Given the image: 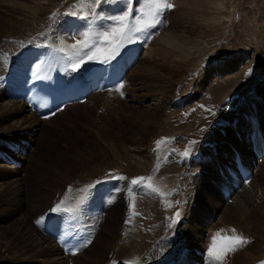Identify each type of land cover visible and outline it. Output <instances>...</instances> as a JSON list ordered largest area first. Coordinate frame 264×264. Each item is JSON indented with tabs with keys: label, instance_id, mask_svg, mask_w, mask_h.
<instances>
[{
	"label": "rangeland",
	"instance_id": "1",
	"mask_svg": "<svg viewBox=\"0 0 264 264\" xmlns=\"http://www.w3.org/2000/svg\"><path fill=\"white\" fill-rule=\"evenodd\" d=\"M189 1L0 0V97L12 98L3 87L14 89L15 83L7 76L22 57H31L35 66L48 57L46 78L53 81L72 76V57L60 48L62 40L98 47L101 53L91 71L94 66L106 70L115 63L128 65L126 78L117 79L112 88L102 79L103 85L93 87L86 99L67 100L50 118L40 120L16 163L4 160L10 159L4 156L6 149H13L9 140L2 142L5 150L0 142V238L8 242L15 226L26 223L35 239H49L56 248L58 240L68 239L65 251L55 257L69 264H116L115 250L127 242L129 246L135 233L149 239V254L143 253L149 259L142 264H165L168 258L176 264H200L196 257L201 256L202 264L264 262V0H223L224 8L215 13L221 16L216 23L200 21L199 16L208 15L209 10L191 7ZM156 3H172L174 8L160 14L161 23L148 30L151 35L132 31L150 19ZM119 16L125 19H111ZM121 27L123 37L118 32L112 35L114 28ZM7 30L32 34L12 47L13 39H4ZM184 30L198 41L178 64L174 61L178 55L161 47L162 38L168 31L179 34ZM104 32L110 34L108 40L102 37ZM137 65L143 75L135 72ZM152 67L160 69L168 81H148L144 70ZM102 72L95 73L96 82L105 78ZM114 74L118 71L110 81L118 77ZM127 79L131 87L126 93L104 95ZM159 87L161 98L156 95ZM107 98L114 99L120 112L105 123L115 111H108ZM93 101L108 113L100 117L101 111L91 106ZM125 111L134 116L128 122ZM110 124L116 127L110 130ZM27 134L16 142H23ZM186 150L188 156H184ZM233 153L241 159L237 157L238 163L249 168L244 184L239 175L232 174ZM225 170L228 176L217 175ZM58 176L87 179L78 182V191L90 181L99 183L89 198L79 196L75 211L70 208L72 198L64 195L69 211L64 200L58 201L62 190L49 184L54 179L55 185L66 188L64 178ZM138 178L143 179L133 185L132 180ZM228 180L239 182L236 188L247 192L240 202L220 194ZM168 194L170 205L165 203ZM57 206L71 215L51 212ZM4 229L8 231L2 234ZM211 230L216 237L219 233L217 240L242 236L250 243L217 261L207 251ZM23 252L11 258L2 246L0 264H51L39 252L30 257ZM242 254L244 262H240ZM100 256L101 263L92 260Z\"/></svg>",
	"mask_w": 264,
	"mask_h": 264
},
{
	"label": "bare ground",
	"instance_id": "2",
	"mask_svg": "<svg viewBox=\"0 0 264 264\" xmlns=\"http://www.w3.org/2000/svg\"><path fill=\"white\" fill-rule=\"evenodd\" d=\"M222 3H223V0H200V1L199 0H190L189 1V4L191 5V7L197 8L199 10H201V9L209 10L208 15L202 14L198 18L200 21H202L204 23L208 22V21H214L216 23L217 21L220 20L221 16H219L218 14H215V13H216V11L222 9V7H223ZM217 4H219V6ZM7 23H9V22H7ZM0 24H1V22H0ZM103 24H105V23L103 22ZM3 26H5V25H2L1 27L3 28ZM128 27H130V25H128L127 28ZM101 28H103V27H101ZM3 32H9V35H8V33L4 34V36H5L4 39L5 38L13 39L12 47L17 45L18 43H20L24 37H26V36L30 37L32 34V31H30V30H28V32L23 31V32H19V33L17 31H9V30L3 31ZM128 33H129V31H128ZM163 33H164V31H163ZM189 33H191V32L189 31ZM139 34L140 33H138V36H139ZM145 35H146V33L143 35V37ZM141 36H142V34H141ZM62 41L63 42L60 44V48L64 49L65 52L67 54H70L72 57V64H71L70 63L71 58H70V56H68V58H70L69 63H70V65H72L71 66L72 69H70V70H71L72 75H73L72 77L69 76V77L65 78L64 80L59 79L58 84H60L62 91H63V94L65 96H67V97L69 95L73 96L76 93H78L75 96V97H77L76 99L83 100V99H86V97H89V95L88 96L86 95L82 98L81 93H79V92L82 91V92H84L83 95H85L89 91V89H91L92 87H95L97 89L99 86L103 85L102 82H101V84L99 83L102 79H106L107 84H109L110 87L112 88V85L115 84L117 79L121 82L126 78V76L124 75V70L128 67V65L127 66H121L119 63L111 64L110 66H108V68L106 67V70H102V68L100 66H96V67L94 66L92 68L93 70L91 71V67H92L91 65L94 64L93 61H96V63H98V59H96L97 57H95V59L89 60L88 56L91 55L92 52H96L97 53L96 56L98 55V52H100V50L98 49V47H96V45H94V44L90 45L89 44L88 47L85 48V47H83L84 44H82L81 47H79V46L73 45V43H71L69 40H62ZM197 41H198L197 36H191L189 34H186L185 30L179 34H178V32L174 33L173 31H168V34L164 33V35H163V38H162L163 44L161 47L164 50H167L169 53H171L174 56L178 55L177 60H174V61H176L175 63L178 62V64H179V63L183 62L185 57L189 54V51H187V50H190L191 46L194 43H197ZM143 42H144V40H143ZM85 43H87V42H85ZM146 43H148V41H146ZM47 45H49V44H47ZM50 47H52V46H50ZM127 47H128V45H127ZM147 47H148V45H147ZM132 48H133V46H132ZM170 48H172L173 50L171 51ZM128 50H129V47H128ZM145 51H146V49H145ZM17 53L19 56V52H17ZM85 53H87V55ZM182 54H183V56H179ZM16 58H17V56H16ZM39 59H41V58H39ZM29 60H31V57L29 58ZM12 61H11V63H12ZM44 61L45 60L41 59L39 64H37L35 67H33V69L30 67L22 68V71L20 72V74H18V76L22 77V78H27L30 73L33 74V76H32L33 78H41L42 76H45L46 71L44 69L46 68V63ZM81 61H83V63ZM47 63H48V61H47ZM121 63L126 64L125 61H123ZM77 65H79V67H77ZM138 67H140V66L137 65V67L135 68V72L140 74L141 71L137 69ZM149 67L150 66H148L146 68H149ZM88 70L90 72H88ZM153 70H154L153 67H152V69L150 68V70H146V71L144 70V73L147 74L148 77H150V78H146L148 81H152L154 83H159V84H164L165 81H168V78H166V75H163V77H162V72H160L161 71L160 69L158 71H153ZM102 71H104V73ZM117 71H118V74H114L113 77L114 76H118V77L111 78V81H110L109 77L112 75V73H115ZM96 72H99V73L102 72L103 73L102 77H105V78H100L98 82H95L94 77L96 76L95 75ZM16 78H18V77H16ZM16 78H14L15 81H16ZM120 78H122V79H120ZM141 82L143 83V87H144V80L141 79ZM97 83H99L98 86H97ZM130 87H131L130 82L127 79L125 81V83H121V84L116 85L114 91L112 89V93H111V91H109L110 94L105 93L104 95L114 96L118 91H120V93H126L130 89ZM3 88L8 89L11 96L7 95V97H12V98L0 97V101L3 102V104L0 105V129H1L0 137L2 138V139H0V142L2 144V142L6 143V140H9V142H8L9 147H12L13 149H9V150L6 149L8 151V153L6 151L4 156L10 157V159H8V162H10V161L12 162V160H15V159L18 160L19 156H18L17 151H21L23 149V147L27 148L24 142L28 140L27 144H30L29 142H31V141H29V140L33 139V137L35 135L34 129H35V127H38L40 125V123H41L40 120H47L48 118L51 117V115H53L55 113V111L53 110L51 114L48 113L46 115H37L34 111H32L29 108L27 100H23L20 96H17L15 89H12L9 87H3ZM145 88H146V86H145ZM156 88H157V86H156ZM156 91H157L156 95L158 98L160 96V93H162L163 89H160V87H159V89H157ZM144 95H145V93H144ZM159 98H161V97H159ZM106 102H107L108 111L114 110V109H115V111L113 112V114L110 117H108L104 121L105 123L110 122L111 118L116 116L120 112L119 106L118 107L116 106V103L114 102L113 98H107ZM91 106H93L95 108V110L98 109V111H101L100 117L108 113V111L102 110L100 104L96 101H93ZM125 112H126L125 114H128L126 116V121L128 122L134 116L130 111H125ZM122 114H123V111H122ZM110 125L112 126V128L110 130H113L116 127L113 124H110ZM144 130L145 129H143L142 131H139L138 135H141ZM26 131H28V134L26 135V138L23 140V142L21 141L20 144L18 142H16L15 139L19 138V136L25 135ZM10 143L12 145H10ZM2 146L4 147V150H5V145L2 144ZM233 151L235 152L238 150L236 149ZM233 155H234V153H233ZM2 156L3 155L1 154L0 159H3ZM234 158H235V160L237 159V157H234ZM233 164H234L235 169H233L232 174L234 176L239 175V178L241 179L242 183L243 184L246 183L247 180L245 181V178L247 179V177H249L248 166H246L245 164L238 163L237 160ZM9 168H11V166ZM226 170L224 173L220 172L217 175L219 177H223V176L227 175V173L229 174L230 172L229 171L226 172ZM57 173H59V172H57ZM60 177L61 176H58V178H60ZM61 178H64V177H61ZM66 180L67 179L64 178V180L62 181L63 184L67 183V187L64 189L62 187V184L60 186H57V184L55 185L56 180H54V179H52L51 182H49V184L51 185V187L54 190H58V189H60V191L62 190V194L59 193L60 197H58V201L61 202V200L62 201L64 200V202H65L64 204H66V201L68 202V199L65 201L66 196L64 197V195H67V196L69 195L68 198H72L73 202H72L70 208H72V207L75 208V209H73L75 211L76 207L79 206V204H78L79 203V199H78L79 196H81V199L85 198V196L87 198H89L91 192L96 188V185L98 183L94 182V181H90L87 183V185L85 184V186H83V188L81 187L82 190L80 189L78 191L76 188L79 185L78 182H80V184H81L84 181H86L87 179H83L84 180L83 182L81 179H76L73 181L72 180L66 181ZM187 180H188V178H187ZM15 181H16V179H15ZM100 183L103 184L106 182L102 181ZM183 183H185V181H183ZM191 183H194V181ZM94 184H95L94 187H89L90 185H94ZM171 185H170V187H171ZM79 186H81V185H79ZM236 186L239 187L240 183L235 182V181L233 183H231V180H228L223 184L222 191L220 194H222V192H223V193H225V195L222 194L224 198L228 199L229 196L230 197L232 196V197L236 198V201L240 202V197L244 196L247 192H243L244 190L240 191V188H236ZM91 189H92V191H91ZM73 192H78V193H76V195H74ZM187 193H190V190L187 189ZM185 194H186V191H185ZM59 198H60V200H59ZM165 200H166L165 203L167 205H170L172 203L171 197L169 196V194L165 198ZM61 206H63V205H61ZM74 206H76V207H74ZM68 207L69 206L67 205L66 209H69V211H70V208H68ZM59 212L62 214H66V216L71 215V213L68 212L67 210H65V208H64V210H59ZM71 212H72V210H71ZM73 214H76V213L73 212ZM96 216L97 217L100 216V211H99V213L96 214ZM92 218H94V217H92ZM95 221H96V219H95ZM88 222H89V219H88ZM6 231H8V230L4 229V231H2V234H4ZM30 232H31V228L28 225L26 226V223L22 224L21 226H18V225L15 226L14 231L11 234V237L9 238L8 242L4 241L3 238H0V250H1V247L3 246V248L7 251L6 254L9 255V257H11V258L15 257V254L19 250L24 251L23 254L26 255L27 257H30L31 254H38V252H39L41 254V257H44L42 260L50 261L51 264H69V262L66 259H64V258L56 259V257H55V256L59 255L60 253L62 254V251H61L62 242L57 243V246L59 248L58 249L54 245H52V243H51L52 241H50L49 239H46V238L44 239L43 237H40L39 239H35L32 236V234H30ZM214 232H213V230H211L209 233V236H208V240H207V251H208V253H209V249L212 247L209 245H212V243H213L210 240H213V237H216V232L215 233ZM131 237H132V241L130 242L129 246H126L129 244V242H127L126 244L120 246L118 249H116V250L114 249L115 250L114 261H116V264H133V263L142 264L144 262L143 260L149 259L146 255H145L146 257L144 256V254H146L147 250L149 249L147 247V244H146V240H149V239H147V236L143 233H135L134 236H131ZM134 240L140 241V243H135ZM229 243H230V241L228 239L216 240L217 252H223V249ZM73 247H74V249H76L75 245ZM229 255L233 256L234 253L233 252H227L225 255H223L222 258L225 260L226 258H228ZM62 256H64V255H62ZM207 256H208V254H207ZM241 257H243V259H241L240 262H244L245 261L244 260L245 254H242ZM101 258H102L101 256L95 257L92 260L97 261L98 263H101L102 262ZM196 258H199L201 260L200 264H202V262H204V260H202V256L196 257ZM209 258L214 259L210 254H209ZM167 260H168V263H165V264H176V263H174V261H175L174 258H172V259L168 258ZM167 260L165 262H167ZM114 261H112V262H114ZM255 261H257V259L252 261L250 264H253V263L262 264V262H261L262 259L257 261V262H255ZM232 264H240V263L233 262Z\"/></svg>",
	"mask_w": 264,
	"mask_h": 264
},
{
	"label": "snow or ice",
	"instance_id": "3",
	"mask_svg": "<svg viewBox=\"0 0 264 264\" xmlns=\"http://www.w3.org/2000/svg\"><path fill=\"white\" fill-rule=\"evenodd\" d=\"M100 2H101V0H96V3H100ZM172 8H174V5L172 3H156V4H154V6L152 7L150 14H149L150 19L141 21L140 26L134 27L132 29V31L144 32V33H147L148 35H151V33H149L148 30L155 28L157 24L161 23L160 14L162 12H164L166 9H172ZM69 14L75 15V13H69ZM127 14L128 13H126L125 16ZM125 16L112 17L111 19L123 21L125 19ZM80 18L86 20V17H80ZM117 32L120 34L121 37L124 36L123 27L118 28V29L114 28L112 30V35H115ZM101 35L105 40H108L110 34L108 32H104ZM78 43H79V41H78ZM83 47L87 48L88 44L85 43L83 45ZM85 54L87 55V53H85ZM96 54H97L96 52H92V54L88 56V59L89 60L95 59ZM81 62L83 63V61H81ZM77 67H79V65H77ZM157 143L159 144V141ZM188 155H189V151L186 150L184 152V156H188ZM110 178H112V177H110ZM142 179L143 178L134 179V180H132L131 183L133 185H138L139 180H142ZM97 183H99V181H97ZM89 187H94V185H90ZM140 187H143V185H140ZM149 187H151V186L149 185ZM58 210H59V206L52 208L51 212L55 213ZM179 215H180L179 212H177L175 214L177 219L179 218ZM37 222L39 223L40 221H37ZM173 222H175V221H173ZM233 231H235V230H233ZM218 236H219V233H217V237ZM217 237H213V245L209 249V254L217 261L222 260L223 255H225L227 252H234L237 250V248L242 247L243 245L250 243V241L247 238L242 237V236H233L230 238L226 237L225 239H228L230 241V243L223 249V252H217V250H216ZM262 264H264V262H262Z\"/></svg>",
	"mask_w": 264,
	"mask_h": 264
}]
</instances>
